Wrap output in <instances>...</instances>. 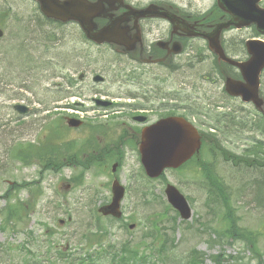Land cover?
Returning a JSON list of instances; mask_svg holds the SVG:
<instances>
[{"label": "rangeland", "instance_id": "rangeland-1", "mask_svg": "<svg viewBox=\"0 0 264 264\" xmlns=\"http://www.w3.org/2000/svg\"><path fill=\"white\" fill-rule=\"evenodd\" d=\"M133 1L138 5L173 2L195 12L206 10L214 2ZM260 5L264 6V0ZM0 27L4 31L0 38V264H28L39 257L74 264H120L118 256L124 244L144 253L146 264H264V155L244 151L258 141L264 142V122L251 103L223 93L221 81L216 85L210 82L215 70L205 56L209 51L203 49L202 41L196 40L202 60H190L193 64H187L183 73L188 82L197 83V101L203 107L200 112L188 107L187 119L204 132L216 129L213 132L231 152L256 159L246 160L253 163L251 166L241 159L234 164L208 147L203 151L207 164L227 188L237 234L224 231L229 225L224 206L196 163L167 169L163 177L150 179L131 150L124 151L114 172L111 164L115 159L101 164L93 160L91 164L81 156V151L91 149L90 144L104 142L105 131L109 136L116 131L118 106L96 105L92 98L121 102L124 88H131L130 82L120 85L122 70L130 75L135 67L134 71L144 69L147 74L151 71L168 78L171 86L164 91L171 90L178 73L151 70L114 53L108 45H96L84 37L75 22L46 20L34 0H0ZM223 36L233 47L234 56L240 58L248 56L246 39H264L253 25L231 27ZM21 42L29 48L30 59L37 62L29 72L12 62L27 51ZM120 47L115 46V52ZM83 71L88 74L80 81L78 76ZM94 73L104 76V81L94 82ZM260 89L264 97V69ZM18 102L29 107L27 113L13 108ZM69 115L81 118L84 125L70 126L65 119ZM28 142L31 151L42 147L45 155L46 150L58 147L66 151L64 157L76 153L78 159L55 169L33 154L25 162L21 157ZM113 175L125 187L120 218L97 211L111 198ZM167 182L176 185L187 199L189 218H182L166 199ZM66 183L71 186L66 187ZM8 207H20V215L6 220ZM60 219L64 222L59 223ZM129 223L134 227L128 228ZM249 236L253 237L252 247Z\"/></svg>", "mask_w": 264, "mask_h": 264}, {"label": "flooded vegetation", "instance_id": "flooded-vegetation-1", "mask_svg": "<svg viewBox=\"0 0 264 264\" xmlns=\"http://www.w3.org/2000/svg\"><path fill=\"white\" fill-rule=\"evenodd\" d=\"M123 2L142 6L133 0H123ZM158 2L163 3L164 7L175 16L172 18H112L117 20V29L129 36L126 43L130 46L129 50L125 49L124 51L120 47L117 49L119 52L114 51V53L128 57L127 59L137 65L149 66L151 70L159 69L162 72L178 73L179 77L173 83L171 90L164 91V88L171 86L168 78L154 75L151 71L147 74L144 69L137 72L134 71L135 67L132 68L130 75L122 70L120 85L123 86L125 82H130L131 88H124L126 93L120 95L121 102L109 99L111 104L108 107L117 105L119 108L117 112L120 115L116 116L118 118L115 124L116 131L111 136L105 131L104 138L101 137L104 142L99 145H89L91 149L83 153L86 154L85 163L92 164L95 160L101 164L115 159L112 164L115 163L118 166L126 150L135 152L137 160L141 163L140 149L149 144V138L144 134L148 126L162 118L172 116H181L187 119L188 107H194L192 108L194 112H200L203 107L202 103L197 101V97L200 98L198 95L200 89L197 87V83L188 82L183 73L187 64H189L188 66L193 64L190 60L195 58L197 61L202 60V55L198 52L201 46L196 40L202 41L205 45L203 49L209 51V54L205 53V56L207 59H211L215 70V78L210 79L212 84L216 85L221 81L224 85L226 74L236 78L240 77V73L234 65L223 60L218 61L216 54L209 48V39L206 38V35L213 32L217 23H223L230 18V15L217 7L216 0L202 12H195L189 9L190 7H177L173 2ZM125 10L126 7L121 5L116 10V16H121ZM109 20L110 18H99V27ZM229 29L227 28L221 33V43L226 55L238 60L247 59L248 56L235 57L231 44L229 42L226 44L227 40L223 33ZM194 32H200L202 35H192ZM87 74L88 72H80L79 80L84 81ZM204 77L207 79V76ZM222 91L225 93L224 88ZM214 137L217 139L216 135ZM73 161L75 162L76 159L74 158ZM188 161H196V157L193 156ZM85 165L90 166V164Z\"/></svg>", "mask_w": 264, "mask_h": 264}, {"label": "water", "instance_id": "water-1", "mask_svg": "<svg viewBox=\"0 0 264 264\" xmlns=\"http://www.w3.org/2000/svg\"><path fill=\"white\" fill-rule=\"evenodd\" d=\"M41 12L47 17L61 22L75 20L79 23L85 35L97 42H111L121 46L123 50L130 49L126 44L128 36L121 35L115 21H109L99 28L95 18H140L152 16H171L161 7L150 4L145 8L128 7L123 15L117 17L113 13L123 5L122 0H36ZM260 0H217L218 6L228 12L231 17L228 21L216 25L214 31L207 35L209 47L218 55L219 59L226 60L238 67L241 79L226 76L225 90L231 95H238L243 101H251L255 107L264 111V100L259 95L260 73L264 67V39H248L245 42L250 57L244 61H237L227 57L220 43V32L223 28L234 25L237 28L255 24L258 32L264 34V7L259 5ZM3 31L0 28V36ZM198 34V33H194ZM192 34V35H194ZM200 34V33H199ZM94 80H101L99 75ZM96 104L107 105L109 102L95 99ZM14 108L25 113L28 107L22 104ZM70 126H77L81 122L73 117H67ZM149 138V144L141 147L142 162L149 177L159 176L165 168L178 167L186 161L200 145V136L195 128L184 119H166L144 131ZM112 200L99 208L104 215L115 217L121 215L120 200L124 194V187L114 180L111 185ZM165 194L170 204L178 210L183 218L190 216V207L183 194L172 184H167ZM130 227H133L131 224Z\"/></svg>", "mask_w": 264, "mask_h": 264}, {"label": "trees", "instance_id": "trees-1", "mask_svg": "<svg viewBox=\"0 0 264 264\" xmlns=\"http://www.w3.org/2000/svg\"><path fill=\"white\" fill-rule=\"evenodd\" d=\"M20 45H22L24 48V44L23 42L20 43ZM25 49H27V51L25 50V52H20L18 50L19 53H21L22 55H18V58H12L13 59V63L16 62V64H18V66L24 70H31L32 68H34L35 64H37V62H35L32 58L30 59L31 55L29 54L30 51L28 47H26ZM25 53V54H23ZM24 55V57H23ZM27 55H29V58L27 57ZM35 62V64H34ZM29 72V71H28ZM26 90H31L29 87H26ZM42 102V101H40ZM264 129V128H263ZM32 144H30V142L26 143V145H24V152L25 154H23V156L21 157V159L23 161L26 162V160L28 159V155L33 154L35 155L37 158H42V160L45 162V164L47 166H50L51 168L55 169L57 166L58 168L61 165H65V161H70L69 159H73L76 158L77 156H75L74 154H71L72 156H67L64 160V156H66L64 153L66 151H63L61 149L57 148H50L48 150L45 151V153L47 152V154L44 155V152H42V150H44V148L39 147L38 149H34L31 151L30 147ZM68 151L70 150V148H66ZM248 155H264L261 153V151L264 152V149L262 148L261 145L255 146L253 148H248L247 150H245ZM49 152L51 153V155H48ZM220 154L222 156H224L225 159H229L228 156V151L226 150H221L220 149ZM28 153V154H27ZM57 154H60L59 158L56 157ZM27 156V157H26ZM26 157V158H25ZM50 157V158H49ZM262 157V156H261ZM239 159L244 160V162L247 163V165L251 166L253 163L249 162L252 160H256L254 158H242V156H236V159H233V163H238ZM249 160V161H246ZM259 164H262L263 162L260 160L258 162ZM199 165L202 167L203 171L205 172V178H206V182L208 184V186L210 187V190L213 192V194L216 195L217 199L219 198L221 204L224 206V210H225V215L224 217L226 218V220L228 221L229 225L226 229H224L225 232L227 233H239L237 228V223L235 218L233 217V209H232V205L229 202V196H228V192L226 191V186L223 184L222 180L220 178H217V176L215 175V173L213 172L212 168H211V164H206L205 162H200ZM34 182L30 181V184H33ZM28 185V184H27ZM34 188L30 189L31 191ZM21 209L20 207H8L6 209V213H5V219L9 220L10 218H14L20 215V213H18V210ZM239 229V228H238ZM242 231V230H241ZM257 233L258 230H256ZM241 233V232H240ZM242 233H245L244 231ZM252 234V232H251ZM253 235V234H252ZM254 236V235H253ZM250 237V236H249ZM253 237L251 236L247 241L249 242L250 246L252 247L254 245V243L252 242ZM123 253L121 255L118 256V261L120 262V264H146V255L144 253H139V250H137V248L130 246L129 244H124L121 247ZM261 254H257V256H260ZM259 261H261L259 259ZM28 264H74L73 262H71L70 260H66V261H60L57 260L56 257L54 259H51L50 257H39V260H35V262H29Z\"/></svg>", "mask_w": 264, "mask_h": 264}, {"label": "bare ground", "instance_id": "bare-ground-1", "mask_svg": "<svg viewBox=\"0 0 264 264\" xmlns=\"http://www.w3.org/2000/svg\"><path fill=\"white\" fill-rule=\"evenodd\" d=\"M8 38V37H7ZM36 66V65H35ZM8 80V79H7Z\"/></svg>", "mask_w": 264, "mask_h": 264}]
</instances>
